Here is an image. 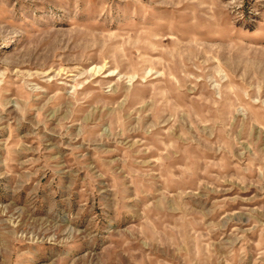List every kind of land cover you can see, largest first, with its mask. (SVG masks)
I'll return each mask as SVG.
<instances>
[{
  "label": "rangeland",
  "instance_id": "374dc122",
  "mask_svg": "<svg viewBox=\"0 0 264 264\" xmlns=\"http://www.w3.org/2000/svg\"><path fill=\"white\" fill-rule=\"evenodd\" d=\"M0 264H264V0H0Z\"/></svg>",
  "mask_w": 264,
  "mask_h": 264
}]
</instances>
